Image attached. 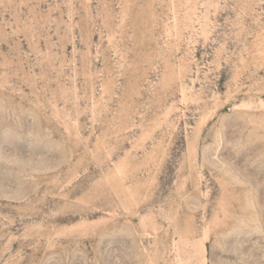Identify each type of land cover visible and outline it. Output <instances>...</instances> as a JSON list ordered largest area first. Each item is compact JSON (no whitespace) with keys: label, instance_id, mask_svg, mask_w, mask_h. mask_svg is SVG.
<instances>
[{"label":"rangeland","instance_id":"obj_1","mask_svg":"<svg viewBox=\"0 0 264 264\" xmlns=\"http://www.w3.org/2000/svg\"><path fill=\"white\" fill-rule=\"evenodd\" d=\"M0 264H264V0H0Z\"/></svg>","mask_w":264,"mask_h":264}]
</instances>
